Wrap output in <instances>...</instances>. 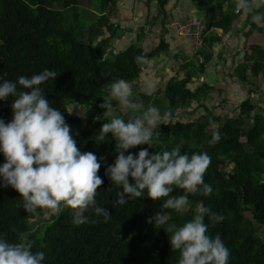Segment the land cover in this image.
Masks as SVG:
<instances>
[{"label":"trees","instance_id":"obj_1","mask_svg":"<svg viewBox=\"0 0 264 264\" xmlns=\"http://www.w3.org/2000/svg\"><path fill=\"white\" fill-rule=\"evenodd\" d=\"M81 1L0 0V77L16 81L20 76L30 78L47 68L59 73L56 80H49L41 87L46 98L65 116L78 149L97 155L101 163L98 175L104 183L98 189L96 200L98 206L108 209L111 217L105 221L103 216L86 213L88 222L77 226L73 223L71 208H66L48 220L37 221L43 212L37 216L27 213L20 193L10 186H0V235L9 242H18L19 233H27L32 251L45 253L43 264H178L180 253L171 250L165 229L149 222L155 212L161 211L162 200L166 198L153 201L145 192L143 198L125 205L114 204L118 189L107 178L105 170L114 164L118 155L116 142L111 134L103 143L97 137L103 123L110 119L103 117L106 110L100 107L108 96L110 84L117 79L135 83L143 59L157 52L144 53L141 48L131 46L119 53H110L111 40L103 38L107 29L112 30L110 14L118 0H96L100 14H90L93 17H87L79 25L81 15L76 12L81 8ZM158 1L162 15H166L169 0ZM209 1L203 4L205 8ZM213 26L208 20L204 27L200 63L195 60L185 63L182 67L185 78L168 83L165 101L160 100L162 92H159L155 98L143 99L139 111L152 105L175 119L179 109L188 107L194 100L209 98L212 87L202 85L192 90L190 83L196 74L204 72L210 59L203 51L205 46H212L218 40L216 36H207ZM165 48L166 45L161 47ZM253 50L256 61H245L239 71L251 69L255 75L264 74L263 49L257 46ZM137 57L141 59L137 61ZM11 99L0 101V118L6 123L12 119ZM71 105L86 108V115L66 112L64 108ZM202 107L208 113V122L172 121L154 130L159 133L161 143L149 148L150 154L179 146L182 153L207 152L211 157L204 181L212 186L213 192L209 196H189L183 214L168 210L167 224L182 226L192 218L196 206L203 205L226 217L215 225L205 217V223L209 224L210 235L220 234L231 248L229 264H264V241L257 236L254 225L256 222L264 226V113L258 112L253 118L257 107L251 101H244L239 115L230 119L217 114L206 103ZM116 114L127 119L128 114L118 110ZM215 125L218 128H212ZM216 132L221 139L210 144ZM141 148L148 145L137 146L129 152L136 154ZM4 162L0 154V164ZM182 194V189H174L170 195ZM245 213H250L254 222Z\"/></svg>","mask_w":264,"mask_h":264},{"label":"clouds","instance_id":"obj_2","mask_svg":"<svg viewBox=\"0 0 264 264\" xmlns=\"http://www.w3.org/2000/svg\"><path fill=\"white\" fill-rule=\"evenodd\" d=\"M235 7L258 25H264V0H236ZM136 59L139 61L141 57ZM58 74L47 68L30 78L20 76L16 81L0 77V101L12 98L11 121L6 123L0 118V154L5 158L0 164V186H10L20 193L22 207L33 216L41 212L58 215L71 208L77 226L88 222L86 213L103 216L107 221L111 217L108 209L98 206L96 200L104 183L98 175L101 163L93 152L82 153L78 149L65 116L46 98L41 87L56 80ZM132 96L129 82L117 79L110 84L108 96L100 105L106 110L103 117L110 119L103 123L98 140L103 143L111 134L118 154L114 164L105 170L118 189L114 204L125 205L143 198L145 192L153 201L166 198L162 200L161 211L155 212L149 222L165 229L171 250L180 253L178 264H229L231 248L220 234L210 235L209 224L205 223V217L212 225L221 223L226 218L223 214L197 205L192 218L182 226L167 224L168 210L183 214L189 196H209L213 192L212 186L204 181L211 157L207 152L182 153L179 146L150 154L149 148L161 143L159 133L154 130L161 124H169V114L152 105L139 111ZM118 108L128 110L127 119L116 114ZM64 109L72 114L75 108ZM81 113L86 112L78 111L77 115ZM220 139V133L216 132L209 143L215 144ZM141 145L148 148H141L136 154L129 152ZM174 189H182L183 194L170 195ZM32 247L27 233H19L18 242H9L0 235V264H43L45 253L33 252Z\"/></svg>","mask_w":264,"mask_h":264},{"label":"crops","instance_id":"obj_3","mask_svg":"<svg viewBox=\"0 0 264 264\" xmlns=\"http://www.w3.org/2000/svg\"><path fill=\"white\" fill-rule=\"evenodd\" d=\"M205 2L169 0L166 15H162L158 0H118L110 14L112 30L107 29L103 38L111 40L110 53H119L131 46L141 48L144 53L157 52L143 59L138 80L129 83L133 89L132 100L138 106L143 99L155 98L159 92H162L160 100L164 102L168 83L175 78H185L183 65L191 60L200 63L199 56L193 54L191 39L182 36L173 24L198 20L205 27L210 20L214 25L207 36H216L218 40L213 41L212 46H205L203 51L210 59L204 72L196 74L190 83L192 90L202 85L213 90L209 98L194 100L188 107L179 109L175 119L169 116V123L209 121L203 103L229 119L239 115V107L244 101H251L258 112L264 113V74L255 75L251 69L239 71L245 61H256L254 47H262L261 58L264 60V25H258L250 16L238 12L236 0H210L206 8ZM217 24L220 27L215 26ZM164 45L166 48L162 50ZM121 110L123 115L128 114V110Z\"/></svg>","mask_w":264,"mask_h":264},{"label":"rangeland","instance_id":"obj_4","mask_svg":"<svg viewBox=\"0 0 264 264\" xmlns=\"http://www.w3.org/2000/svg\"><path fill=\"white\" fill-rule=\"evenodd\" d=\"M95 4H96V6H95ZM80 6H81L82 9L79 7L77 12H76L79 15H81V18L79 20V25L83 22V20H86L87 17L91 18V17H93V15L97 16L101 12L100 9H99V2L96 1V0H93V1H91V0H83V1H81ZM90 14H93V15H90ZM85 22H87V23H95L96 21H93V22L85 21ZM70 108H75L73 110L72 115H77L78 111H84V112L87 113V109H85V108H83V107H81L79 105H76V106L75 105H71ZM117 110H119V112L121 114H124L120 108H118ZM86 113H81V115H78V116L83 117V116L86 115ZM226 119H229V118H226ZM204 122H208V121L205 120ZM224 123H225V121H224ZM212 128L216 129V128H218V125H215ZM51 215H55V214H45V213H43L37 219V221L48 220L51 217ZM245 216H247V218H249V219H251L253 221L252 215L250 213H245ZM254 225H255V228L257 230V236L260 237L264 241V226H261V225L257 224L256 222H254Z\"/></svg>","mask_w":264,"mask_h":264},{"label":"built area","instance_id":"obj_5","mask_svg":"<svg viewBox=\"0 0 264 264\" xmlns=\"http://www.w3.org/2000/svg\"><path fill=\"white\" fill-rule=\"evenodd\" d=\"M179 33H182V36L188 37L192 41V51L195 57H198L201 53L203 46V37H204V25L196 20L190 21L183 25L173 24L172 26Z\"/></svg>","mask_w":264,"mask_h":264},{"label":"water","instance_id":"obj_6","mask_svg":"<svg viewBox=\"0 0 264 264\" xmlns=\"http://www.w3.org/2000/svg\"><path fill=\"white\" fill-rule=\"evenodd\" d=\"M258 114V111H254V113L252 114V117L254 118L256 115ZM209 132H211L212 130H208Z\"/></svg>","mask_w":264,"mask_h":264},{"label":"bare ground","instance_id":"obj_7","mask_svg":"<svg viewBox=\"0 0 264 264\" xmlns=\"http://www.w3.org/2000/svg\"><path fill=\"white\" fill-rule=\"evenodd\" d=\"M182 34V33H181Z\"/></svg>","mask_w":264,"mask_h":264}]
</instances>
